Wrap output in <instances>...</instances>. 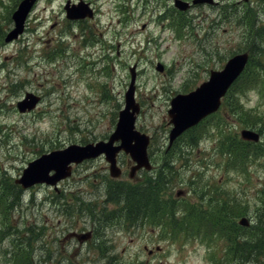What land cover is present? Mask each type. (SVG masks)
Masks as SVG:
<instances>
[{
	"label": "rangeland",
	"instance_id": "obj_1",
	"mask_svg": "<svg viewBox=\"0 0 264 264\" xmlns=\"http://www.w3.org/2000/svg\"><path fill=\"white\" fill-rule=\"evenodd\" d=\"M18 1L0 0V179L8 186L10 178L19 177L27 162L43 152L105 139L123 105L132 65L139 103L135 125L151 136L150 161L156 166L167 144L170 98L205 80L210 69L221 68L234 52L250 48L235 9L243 6L250 20L264 24V0H247V4L244 0H217L215 10L200 6L189 15L203 12L208 17L201 20L198 15L191 22L180 18L177 31L170 17L158 18V12L165 11L164 2L148 1L145 8L144 0H131L132 7L127 8L130 18L123 19L125 14L118 6L121 1L88 0L99 12L89 24L113 47L104 52L93 48L81 52L76 47L78 28L65 18V0H37L23 33L4 43L3 34L11 27L10 16ZM143 22L146 26L142 29ZM210 24V35H206L204 30ZM117 44L119 52L115 51ZM158 62L164 66L162 72L155 69ZM244 75L232 86L217 114L183 134L166 156L174 157L171 193L183 191V200L197 210L198 222L191 217L194 224L183 227L178 218L164 217L186 233L164 230L152 221L129 230L122 220L115 219V224L111 222L101 231L110 238L105 246L112 245L103 255L102 250L92 249L91 243L79 244L68 236L70 221L77 230L88 229L83 224L82 205L92 199L93 209H100L103 184L108 182L104 174L108 177V172L104 160L94 159L74 166L57 191L38 184L22 189L20 206L8 210L0 195V264H13V259L15 264H100L109 253L112 264H232L230 243L201 214H214L221 206L227 211L232 202L243 211L237 216H247L251 224L255 222V229L264 219L263 58L253 55ZM26 91L39 95L40 101L30 112L20 113L16 102ZM244 127L259 131L260 141L250 143L247 150L238 149L231 159L232 144ZM129 167L125 166L121 181L135 184L148 176L142 172L130 179ZM184 207L178 205L175 213ZM82 211L85 216L89 209L83 207ZM18 223L24 225L20 231ZM238 233L243 235L237 229L229 236ZM23 242L29 245L22 246ZM87 257L98 263H88ZM253 259L248 264H260L264 255Z\"/></svg>",
	"mask_w": 264,
	"mask_h": 264
},
{
	"label": "water",
	"instance_id": "obj_2",
	"mask_svg": "<svg viewBox=\"0 0 264 264\" xmlns=\"http://www.w3.org/2000/svg\"><path fill=\"white\" fill-rule=\"evenodd\" d=\"M34 1H20L17 9L12 14L14 27L6 35L5 41L17 37L22 32L25 17ZM176 5L180 8H185V3L177 1ZM85 9V3L74 6L68 16H84ZM247 57L246 52L235 54L227 60L222 69L212 70L209 78L194 90L187 93H178L172 97L170 108L167 110L169 122L172 124L169 130V144L185 129L193 126L218 108L221 96L224 95L230 84L243 70ZM156 68L162 70L160 64ZM134 77V71L131 69L129 88L125 92V106L118 112L114 131L110 134L107 141L101 140L85 145L71 144L62 149L44 154L28 164V167L23 170L22 179L19 181H24L22 182L23 185L39 181L55 183L58 179L69 175L71 163H79L84 159L96 157L101 153L105 155L106 160L109 162L110 174L118 176L120 169L116 165L115 155L121 149L129 153L132 160L135 161V165L131 167L130 174L140 167L149 168L150 164L146 151L148 136L134 127L135 113L138 111V105L133 99ZM37 99L31 93H27L23 100L17 102V107L20 111L31 109L37 102ZM241 135L248 139H257L258 137L256 132L245 129L241 131ZM115 141H119V143L114 144ZM50 170H54L55 173L48 175Z\"/></svg>",
	"mask_w": 264,
	"mask_h": 264
},
{
	"label": "trees",
	"instance_id": "obj_3",
	"mask_svg": "<svg viewBox=\"0 0 264 264\" xmlns=\"http://www.w3.org/2000/svg\"><path fill=\"white\" fill-rule=\"evenodd\" d=\"M254 36H262L264 42V27L262 28V31L259 27H257L254 31ZM254 51L255 49H251L252 55L254 54ZM256 51L258 52L257 56H261L264 61V49H262V52H260V49L257 46ZM252 55L249 62L253 60ZM258 73L259 72L255 71V76H259ZM239 81L240 80H238V82ZM241 143L244 142L239 143L240 145L244 146ZM162 181L163 180L161 178L158 179V177H156L146 181L143 184H138L135 186L128 185V187H124L122 184H117L112 189L111 196H116L115 198L121 199L123 203H125L124 206L126 208V215L129 214L133 216H139L138 214L141 210H146L158 201L159 193L161 192V188L163 186ZM0 188L3 189L4 192L7 191L9 194V199H11L12 202L15 198L16 202L18 201L19 189L16 186L11 185L9 188L5 179H2L0 181ZM236 211L240 212L241 209H236ZM254 233L255 232H252L251 235ZM236 248H238L236 254L242 257L249 256L251 258H255L258 253L264 252V221L260 220L259 227L257 228V231L253 237H246L242 239L241 243H239Z\"/></svg>",
	"mask_w": 264,
	"mask_h": 264
},
{
	"label": "flooded vegetation",
	"instance_id": "obj_4",
	"mask_svg": "<svg viewBox=\"0 0 264 264\" xmlns=\"http://www.w3.org/2000/svg\"><path fill=\"white\" fill-rule=\"evenodd\" d=\"M93 9H94V7H93ZM77 24H79V25H83L84 27H87V25H88V22H87V19H83V20H81L80 22H78ZM144 25H142V27H143ZM87 39V37L86 38H82V41H85ZM102 47H103V45H102ZM93 234V231H92V229H91V235Z\"/></svg>",
	"mask_w": 264,
	"mask_h": 264
}]
</instances>
